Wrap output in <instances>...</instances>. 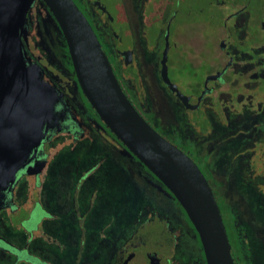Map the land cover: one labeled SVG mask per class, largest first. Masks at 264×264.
<instances>
[{"label":"flooded vegetation","instance_id":"af4514ba","mask_svg":"<svg viewBox=\"0 0 264 264\" xmlns=\"http://www.w3.org/2000/svg\"><path fill=\"white\" fill-rule=\"evenodd\" d=\"M73 1L132 105L209 182L235 264H264V0ZM191 16L209 27L207 55L176 34ZM22 42L56 98L55 115L0 189V264H207L184 208L84 95L43 0ZM70 153L72 177L57 163ZM124 166L145 204L119 221L105 181Z\"/></svg>","mask_w":264,"mask_h":264},{"label":"water","instance_id":"95a60500","mask_svg":"<svg viewBox=\"0 0 264 264\" xmlns=\"http://www.w3.org/2000/svg\"><path fill=\"white\" fill-rule=\"evenodd\" d=\"M35 1L0 0V189L14 181L55 115L56 98L22 42ZM43 1L64 34L81 89L101 120L184 208L200 236L207 264H235L218 203L201 170L132 105L74 1Z\"/></svg>","mask_w":264,"mask_h":264},{"label":"rangeland","instance_id":"374dc122","mask_svg":"<svg viewBox=\"0 0 264 264\" xmlns=\"http://www.w3.org/2000/svg\"><path fill=\"white\" fill-rule=\"evenodd\" d=\"M198 21H195L193 17L189 19L188 23L184 27H180L176 34L181 40H185L188 44V48L194 51H201L202 55H207V50L202 49L204 44V39L206 36H209L210 30L208 25H198ZM63 155L61 158H58V166L64 170V173L68 177H72L74 173L75 161L73 160V154L70 153ZM61 160V161H60ZM60 161V162H59ZM125 167V166H124ZM82 168V167H80ZM103 168H113L110 163H105ZM112 175L108 176L105 184L106 186V200H109L110 205L113 204V208L117 211V216L119 221L126 220L131 218L140 206L145 204V196L139 191L135 190L133 186L129 168L125 167L124 169L116 170ZM122 219V220H121ZM259 238L264 241V234H258Z\"/></svg>","mask_w":264,"mask_h":264}]
</instances>
